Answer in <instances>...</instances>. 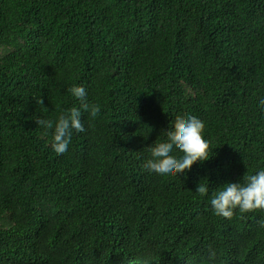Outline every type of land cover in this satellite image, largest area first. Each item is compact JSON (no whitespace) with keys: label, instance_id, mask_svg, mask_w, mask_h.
I'll return each mask as SVG.
<instances>
[{"label":"trees","instance_id":"16d2710c","mask_svg":"<svg viewBox=\"0 0 264 264\" xmlns=\"http://www.w3.org/2000/svg\"><path fill=\"white\" fill-rule=\"evenodd\" d=\"M73 85L100 112L56 154ZM261 96L264 0H0V264H264V210L208 204L264 168ZM185 114L210 158L143 169Z\"/></svg>","mask_w":264,"mask_h":264},{"label":"clouds","instance_id":"9594fccd","mask_svg":"<svg viewBox=\"0 0 264 264\" xmlns=\"http://www.w3.org/2000/svg\"><path fill=\"white\" fill-rule=\"evenodd\" d=\"M67 91L79 101L78 107L59 113L55 119L38 118L36 121L46 133L50 132V147L56 154L65 153L73 134L84 131L82 113L95 118L100 112L98 103L86 99L83 86L73 85ZM258 106L264 111V96L259 98ZM169 123L170 129L160 132L165 138L148 146L149 155L142 164L143 169L161 177L177 176L190 169L195 162L203 163L210 158L202 119L185 114L175 116ZM195 191L201 195L208 194L209 186L199 181ZM208 204L213 214L224 218H231L234 210L240 213L264 210V168L245 173L242 180L227 181L217 186L209 195ZM214 255V250L209 248L208 256L211 258Z\"/></svg>","mask_w":264,"mask_h":264}]
</instances>
